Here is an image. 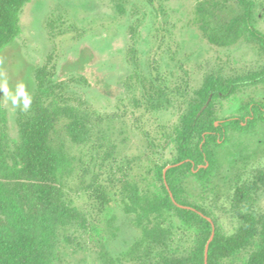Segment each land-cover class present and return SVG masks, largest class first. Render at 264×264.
<instances>
[{
    "label": "trees",
    "instance_id": "obj_1",
    "mask_svg": "<svg viewBox=\"0 0 264 264\" xmlns=\"http://www.w3.org/2000/svg\"><path fill=\"white\" fill-rule=\"evenodd\" d=\"M30 1L0 0V53L19 36V14ZM112 1L119 15L126 13L130 0ZM145 2L153 5V0ZM233 2L241 12H235ZM187 26L213 47L247 42L264 58V35L254 28L247 0H195ZM135 54L131 50L135 72L129 79L136 80L140 96L133 99V110L166 112L176 95L185 103L178 122L157 126L155 136L139 130L146 142L142 157L115 160L112 145L102 136L93 141L90 117L69 104L74 97L67 93V83L57 82L44 68L33 73V97L27 113L18 111V140L12 145L0 95V264H71L63 263L59 253L76 254L72 244L78 231L101 238L99 264H205L212 234L206 218L214 226L207 264H264V212L254 211L256 196L264 189V169L247 178L233 171L229 214L237 225L232 233L223 231L205 204L215 193L213 181L233 135L261 136L264 143L263 100L241 99L233 115L220 120L214 103L233 97L240 86L264 85V67L235 78L207 75L200 88L191 93L182 88L180 93L158 71L154 75L148 67L141 74ZM68 82L89 85L82 76ZM72 147H89L85 165L71 153ZM234 155L244 168L255 157L241 151ZM167 166L171 168L164 174ZM190 182L198 186L195 195ZM80 193L96 202L103 228L75 205ZM115 210L135 232L119 251L109 247L120 231Z\"/></svg>",
    "mask_w": 264,
    "mask_h": 264
},
{
    "label": "rangeland",
    "instance_id": "obj_2",
    "mask_svg": "<svg viewBox=\"0 0 264 264\" xmlns=\"http://www.w3.org/2000/svg\"><path fill=\"white\" fill-rule=\"evenodd\" d=\"M247 1L252 5L254 28L264 35V0ZM194 5L195 0H153L152 6L145 0H130L126 13L119 15L112 0H31L20 11L19 36L0 53V95L9 144L18 140V111H28L25 103L33 97V73L37 68H44L57 82L67 83V93L74 97L69 104L90 117L94 124L92 140L102 136L112 145L115 160L142 157L146 142L139 130L155 136L157 126L178 122L179 110L185 105L184 99L176 95L166 112L150 115L142 108L133 110V99L140 95L134 77L129 79L135 72L131 50L136 51L140 73L148 67L154 75L158 71L166 76L169 87L180 93L183 89L190 93L197 90L207 75L235 78L263 69L264 58L251 43L216 48L189 28L187 22ZM231 5L235 12H241L236 3ZM158 8L160 11H156ZM79 76L85 77L89 85L68 82L69 77ZM127 84L134 88L129 90ZM248 97L264 101V85L240 86L233 97L217 100L214 109L219 120L233 115L238 101ZM260 139L233 135L222 153V168L213 181L215 193L208 195L205 204L226 233H232L237 225L229 214L234 172L247 178L255 169H264V143ZM89 151V147L71 148L84 165ZM237 151L245 156L255 153L246 168L240 159L236 161ZM188 186L195 195L198 186L194 182ZM74 202L94 226L103 228L92 198L80 193ZM254 211L264 212V189L256 196ZM115 213L120 231L109 247L119 251L126 246L122 241L130 242L135 232L128 228L119 210ZM75 235L72 248L77 252L70 255L61 250L62 262L99 264L101 238L94 232L91 236L82 231Z\"/></svg>",
    "mask_w": 264,
    "mask_h": 264
},
{
    "label": "water",
    "instance_id": "obj_3",
    "mask_svg": "<svg viewBox=\"0 0 264 264\" xmlns=\"http://www.w3.org/2000/svg\"><path fill=\"white\" fill-rule=\"evenodd\" d=\"M170 168H171V166H167V167L164 169L163 173L165 174V172H166L168 169H170ZM179 207H181V208H185V207H182V206H179ZM206 219H207V221L211 224V227H212V234H211V237H210L208 243H207L206 246H205V254H204V261H205V264H207L208 244L210 243V241L212 240L213 235H214V226H213V224H212V221H211V219H209V218H206Z\"/></svg>",
    "mask_w": 264,
    "mask_h": 264
},
{
    "label": "flooded vegetation",
    "instance_id": "obj_4",
    "mask_svg": "<svg viewBox=\"0 0 264 264\" xmlns=\"http://www.w3.org/2000/svg\"><path fill=\"white\" fill-rule=\"evenodd\" d=\"M236 106H237V105H236ZM259 109H260V113H262L263 116H264V107H260Z\"/></svg>",
    "mask_w": 264,
    "mask_h": 264
},
{
    "label": "clouds",
    "instance_id": "obj_5",
    "mask_svg": "<svg viewBox=\"0 0 264 264\" xmlns=\"http://www.w3.org/2000/svg\"><path fill=\"white\" fill-rule=\"evenodd\" d=\"M29 104H30V100L25 103V107L27 108Z\"/></svg>",
    "mask_w": 264,
    "mask_h": 264
}]
</instances>
